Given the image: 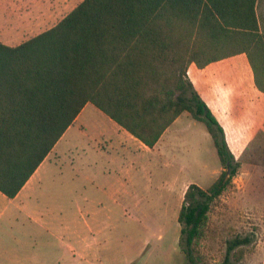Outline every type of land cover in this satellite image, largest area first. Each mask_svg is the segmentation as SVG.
I'll list each match as a JSON object with an SVG mask.
<instances>
[{
	"label": "trees",
	"instance_id": "trees-1",
	"mask_svg": "<svg viewBox=\"0 0 264 264\" xmlns=\"http://www.w3.org/2000/svg\"><path fill=\"white\" fill-rule=\"evenodd\" d=\"M263 2L84 0L19 46L0 43V192L14 199L88 104L149 148L188 113L205 125L223 169L206 190L188 186L179 213L181 249L198 264L211 206L240 163L188 73L245 54L264 93Z\"/></svg>",
	"mask_w": 264,
	"mask_h": 264
},
{
	"label": "rangeland",
	"instance_id": "rangeland-1",
	"mask_svg": "<svg viewBox=\"0 0 264 264\" xmlns=\"http://www.w3.org/2000/svg\"><path fill=\"white\" fill-rule=\"evenodd\" d=\"M14 1L22 6L17 16H23L26 1ZM46 1L51 0H33L32 3ZM80 1L70 2L45 29L53 27ZM259 8L264 32V2ZM29 37L31 35L21 41ZM243 61L249 66L247 58L242 56L222 62L221 66L234 67ZM249 72L251 75L250 69ZM237 77L236 74L234 78ZM263 98L258 94L252 100V106L258 109L243 104L235 93L226 99L228 117H220V121L226 130L228 147L240 163V169L232 185L211 206L205 237L195 253L198 264H264ZM82 119L84 123L72 125L38 176L44 188L55 194V205L61 201L59 193H64L70 226L68 238L70 245L84 252L83 264H190L180 246L181 225L178 221L185 183L206 190L223 171L205 125L184 113L175 140L168 142L170 148L166 144L160 147V154L170 165L166 170L167 181L174 175L181 179L177 188L173 183H167L164 192L150 194L148 199L118 200L124 207L120 208L113 200L96 196L93 187L96 169L88 151L91 142L83 136L86 130L83 126L93 131L105 127L104 122L109 118L88 104ZM183 184L184 189L179 191ZM81 211L92 212L89 215L92 232L85 227ZM239 241L244 243L230 251ZM56 243L49 264H78L73 262L72 255L64 256L61 261V251Z\"/></svg>",
	"mask_w": 264,
	"mask_h": 264
},
{
	"label": "crops",
	"instance_id": "crops-1",
	"mask_svg": "<svg viewBox=\"0 0 264 264\" xmlns=\"http://www.w3.org/2000/svg\"><path fill=\"white\" fill-rule=\"evenodd\" d=\"M25 1L23 16H17L22 7L18 2L0 0V43L10 47L19 46L26 40L55 27L84 0L74 5L48 29H45L46 26L74 0H51L41 4H33V0ZM34 12V16L30 15ZM28 35H31L29 39L21 41ZM241 56L247 58L245 54L239 55L212 63L204 69L191 65L188 73L195 91L220 122L224 135L226 130L220 117H228L226 111L229 110V105L226 99L231 93L238 95L241 102L250 105L249 107L254 105L252 100L258 94L264 97V93L255 85L250 62L249 66L244 61L234 67L221 66L222 62ZM248 68L252 72L251 75ZM236 74L238 77L234 78ZM262 103L264 104V101ZM249 107L246 108L250 110ZM83 111L74 124L84 123ZM183 116L184 114L166 130L154 148L147 147L108 116L109 120L104 122L107 124L105 127L91 131L83 126L86 129L83 131L84 139L91 142L88 151L92 154L96 169L93 182L96 196L113 200L116 206L124 208L118 200L148 199L150 194L164 192L167 183H173L177 188L181 179L174 175L167 181L166 170L169 163L159 150L162 144L169 147V140H175L174 135L180 130L178 124ZM71 129L72 126L14 199H9L0 192V264H49L52 262L55 242L61 251V261L64 256L72 255L74 263L76 261L78 264L84 263V252L70 245L69 217L64 193H59L61 197L58 199L61 201L55 205V194L44 188L41 177L38 176ZM226 142L228 144L227 139ZM84 152L86 154L87 150ZM185 184V189L184 184L179 189V191L184 189L182 197L191 183ZM91 213L81 211L85 227L92 232L93 226L89 217Z\"/></svg>",
	"mask_w": 264,
	"mask_h": 264
}]
</instances>
